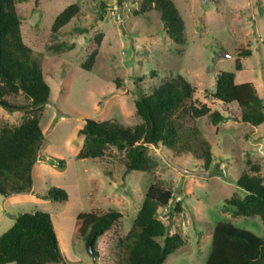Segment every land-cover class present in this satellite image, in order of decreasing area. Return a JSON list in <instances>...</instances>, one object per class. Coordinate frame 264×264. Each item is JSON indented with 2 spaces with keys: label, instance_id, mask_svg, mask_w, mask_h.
Wrapping results in <instances>:
<instances>
[{
  "label": "rangeland",
  "instance_id": "obj_1",
  "mask_svg": "<svg viewBox=\"0 0 264 264\" xmlns=\"http://www.w3.org/2000/svg\"><path fill=\"white\" fill-rule=\"evenodd\" d=\"M173 1L185 23L183 44L174 43L162 30L157 12L135 14L139 5L133 0L16 3L22 39L33 51L32 60L43 69L50 97L39 111L44 139L32 170V190L28 198L12 203L8 196L0 195V234L20 213L47 211L55 216L66 264H127L126 249L120 247L119 240L130 229L147 184L160 181L174 197L159 208L157 217L169 234L177 232L185 241L163 264H206L212 230L219 221H229L264 238V224L258 216L234 215V207L225 203L233 195H245L236 180L244 171L253 173L252 164L260 167L264 183V122L244 123L235 103L224 104L208 96L215 88L217 72L235 70L239 60L241 70L235 81L251 83L264 98V0ZM72 3L78 5V14L52 33L54 18ZM76 28L86 31L77 32ZM94 48L97 54L87 71L80 65ZM246 49L251 51L249 56L239 55ZM176 73L194 86L197 106L206 104L210 112L218 111L225 118L216 125L209 115L195 120L211 145L208 172L201 173V162L189 154L155 146H150L149 154L157 165L147 172L124 173L121 156L113 148L109 158H76L83 144L78 130L86 119L117 120L126 126L139 123L135 108L138 93H149ZM5 98L27 103L22 93ZM32 113L0 106V127L16 126ZM51 186L71 194L62 216L56 214L66 201L41 197ZM110 209L119 211L121 217L98 238L96 256L88 254L82 238L71 242L72 216L77 211L104 213Z\"/></svg>",
  "mask_w": 264,
  "mask_h": 264
},
{
  "label": "trees",
  "instance_id": "obj_2",
  "mask_svg": "<svg viewBox=\"0 0 264 264\" xmlns=\"http://www.w3.org/2000/svg\"><path fill=\"white\" fill-rule=\"evenodd\" d=\"M19 1L0 0V106L10 111L32 110L33 113L16 126L0 127V195L6 197L28 194L32 190V170L44 139L39 111L50 97V86L43 69L32 60L33 51L22 39L20 15L15 8ZM133 1L139 5L135 14L157 12L162 30L174 43H184L185 23L173 0ZM78 12L76 3L67 5L54 18L52 33L68 24ZM75 30L86 31L83 28ZM99 38L100 35L96 38L97 45ZM250 53L246 49L239 55L249 56ZM96 54L94 48L80 67L91 71ZM239 70L241 64L236 60L235 70L217 72L215 88L208 96L224 104L235 103L242 122L259 125L264 122V98L255 92L251 83L235 81ZM194 92V86L176 73L149 93H138L135 108L141 119L139 123L126 126L117 120L86 119L78 130L83 144L76 158H109L113 156V148L121 156L124 173L147 172L157 165L149 154L150 146H155L175 154H189L201 162V173L208 172L212 149L195 120L209 115L212 124L216 125L225 118L218 111L210 112L206 104L197 106ZM19 93L24 95L27 103H12L5 98ZM63 163L59 161L61 167ZM250 167L253 173L244 171L236 180L245 195H233L225 203L234 207V215L258 216L264 224V183L259 174L260 167L256 164ZM41 197L65 202L68 194L62 188L51 186ZM173 197L172 190L160 181L147 184L131 227L119 240L120 247L126 249L127 264H163L169 255L184 245L182 236L177 232L169 234L157 217L159 208L166 207ZM120 217L121 213L115 209L104 213L79 212L74 219L71 242L82 238L88 254L96 256L98 238L112 229ZM63 260L65 257L47 211L20 213L0 234V264H60ZM206 264H264V238L229 221H219L212 230Z\"/></svg>",
  "mask_w": 264,
  "mask_h": 264
},
{
  "label": "crops",
  "instance_id": "obj_3",
  "mask_svg": "<svg viewBox=\"0 0 264 264\" xmlns=\"http://www.w3.org/2000/svg\"><path fill=\"white\" fill-rule=\"evenodd\" d=\"M43 167H44V169H50V168H48V167H45L44 165H43ZM49 171V170H48ZM51 172H58V171H56V170H50ZM62 186V185H61ZM62 187H64V186H62ZM26 198H28V194H22V195H11V196H8V198H7V200L10 202V203H12V201H14L15 199H17V200H19V199H26ZM70 198H71V194L69 193V196H68V200L66 201V203H65V205L66 206H64L63 208H61L59 211H58V213L56 214L57 216L58 215H64V211L66 210V207H67V204L68 203H70ZM35 198H32V200H34ZM17 202V201H16ZM19 202V201H18ZM14 203V202H13ZM79 213V211H77V213L75 214V216L73 215L72 216V220L74 219V217H76L77 216V214ZM54 217L55 216H51V218H52V221H53V226H54V229H55V232H56V235H57V238H58V242H59V246H60V238H59V235H58V232H57V229H56V226H55V221H54ZM60 248H61V246H60ZM62 250V249H61Z\"/></svg>",
  "mask_w": 264,
  "mask_h": 264
},
{
  "label": "water",
  "instance_id": "obj_4",
  "mask_svg": "<svg viewBox=\"0 0 264 264\" xmlns=\"http://www.w3.org/2000/svg\"><path fill=\"white\" fill-rule=\"evenodd\" d=\"M51 163H53L54 161L53 160H50ZM90 248V247H89ZM63 264H66V262L63 260L62 261Z\"/></svg>",
  "mask_w": 264,
  "mask_h": 264
}]
</instances>
